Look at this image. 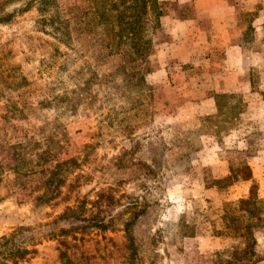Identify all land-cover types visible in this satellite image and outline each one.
<instances>
[{
	"label": "rangeland",
	"instance_id": "1",
	"mask_svg": "<svg viewBox=\"0 0 264 264\" xmlns=\"http://www.w3.org/2000/svg\"><path fill=\"white\" fill-rule=\"evenodd\" d=\"M161 2L168 17L195 16L186 2ZM41 3L0 0V237L21 227L43 234L64 226L55 221L67 206L94 203L104 191L122 204L146 206L129 230L134 264H227L235 242L221 235L225 205L249 197L253 183L220 188L217 181L245 162L254 193L264 199V47L255 46L252 78L248 72L232 78L239 91L227 95L236 109L216 120L217 108L209 113L188 103L224 94H214L225 78L222 54L206 50L189 65L166 60L162 45L170 37L152 29L150 96L144 113L130 112L123 77L113 71L119 59L99 64L87 40L64 30L67 11L80 0H56L43 12ZM163 67L169 74L160 77ZM49 138L60 144L61 161L78 162L53 205L30 192L40 176L11 170L17 153L42 152ZM107 235L124 241L122 232ZM254 236L256 264H264V228ZM38 250L25 264H58L55 242L43 241Z\"/></svg>",
	"mask_w": 264,
	"mask_h": 264
},
{
	"label": "trees",
	"instance_id": "2",
	"mask_svg": "<svg viewBox=\"0 0 264 264\" xmlns=\"http://www.w3.org/2000/svg\"><path fill=\"white\" fill-rule=\"evenodd\" d=\"M41 1L42 12L56 4V0ZM67 14L71 19L66 22L65 32L68 36L77 33L84 41L87 40L88 53L99 64L119 59L113 71L123 77L124 92L121 87L120 90L130 105L129 111L144 113L145 100L151 92L146 79L152 73L151 30L153 33L158 30L166 15L161 0H80V4L69 9ZM215 99L218 115L212 119L217 120L224 113H232L236 109L230 104L234 99L232 95L218 94ZM45 147L42 152L23 148L16 154V164L11 170L23 178L40 176L39 184L31 187L30 192L37 201L53 205L62 197L78 162L74 158L61 161L60 144L51 138L47 139ZM242 181L253 183L251 194L227 203L222 216L224 231L221 235L235 242L227 264L259 262L254 233L264 228V199L254 193L256 184L251 168L245 162L233 165L217 185L229 188ZM145 210L144 204H122V197L104 191L98 194L94 203L77 200L56 218L55 222L63 223L65 227L59 226L43 234L29 233L30 229L21 227L0 237V264L28 263L37 257L38 246L43 241L56 243L58 264H134L137 248L129 230ZM110 232L124 233V241L119 243L109 237L107 234ZM95 233L101 235L94 236Z\"/></svg>",
	"mask_w": 264,
	"mask_h": 264
},
{
	"label": "crops",
	"instance_id": "3",
	"mask_svg": "<svg viewBox=\"0 0 264 264\" xmlns=\"http://www.w3.org/2000/svg\"><path fill=\"white\" fill-rule=\"evenodd\" d=\"M175 1L190 4L194 8L195 16L187 19L168 17L166 14L162 18L161 28L157 31L160 33L163 30L170 37V43L162 45L165 59L187 65L194 60L202 59L206 50L212 56L222 54L223 73L220 75L225 78L222 88L214 94H231L239 91L234 85L237 80L232 78L245 76L246 72L252 78L253 60L257 54L255 46L264 47V0ZM246 16L252 18L249 24L244 21ZM158 73L160 77L169 74L164 67ZM251 81L250 79V84ZM198 86L202 89V86ZM260 102L264 104V101ZM188 104L201 109L207 106L212 109L209 113H215L217 108L214 95Z\"/></svg>",
	"mask_w": 264,
	"mask_h": 264
}]
</instances>
